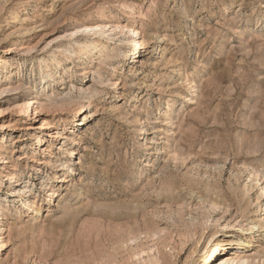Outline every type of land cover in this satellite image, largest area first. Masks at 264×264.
Instances as JSON below:
<instances>
[{
    "label": "rangeland",
    "instance_id": "rangeland-1",
    "mask_svg": "<svg viewBox=\"0 0 264 264\" xmlns=\"http://www.w3.org/2000/svg\"><path fill=\"white\" fill-rule=\"evenodd\" d=\"M1 156L0 264H264V0H0Z\"/></svg>",
    "mask_w": 264,
    "mask_h": 264
},
{
    "label": "bare ground",
    "instance_id": "bare-ground-1",
    "mask_svg": "<svg viewBox=\"0 0 264 264\" xmlns=\"http://www.w3.org/2000/svg\"><path fill=\"white\" fill-rule=\"evenodd\" d=\"M85 22H87V21H84V22H77V23H75V29H72V30H70L69 31V35L70 36H73L74 34H76L77 32H80V31H82V32H84V33H89V32H91L92 31V29H93V27H92V25H90V24H87V23H85ZM91 30V31H90ZM132 44H133V52L134 51H136V48L137 49H144L145 47H146V43H145V41L142 39V36L137 40H134L133 41V39H132ZM100 47V44H99V42L98 41H95V42H89V43H86V44H84L83 45V47H82V49L80 50L81 51V53H80V57H83V58H85L87 61L88 60H90V53L92 52V50H94L93 51V53H91V54H95V52L98 50V48ZM135 53V52H134ZM168 114V113H167ZM165 115V114H164ZM165 116H167V115H165ZM163 120H164V118H163ZM163 120L161 121V122H163ZM70 130H73V128H70ZM146 132V131H145ZM5 136L6 135H4L3 136V139L5 138ZM57 138H59L60 140L59 141H64L65 143H71V144H75V143H77L76 141H74V138L72 137V136H69V135H67V134H63V132H61V131H58L57 132ZM61 155H62V157H63V159L62 160H60L59 161V164L63 167V168H67L68 167V165H67V163H66V160H64V157H65V152H62L61 153ZM7 161V158H4L3 156H1L0 157V162H2V163H5ZM10 177V179L12 180V181H14V183L16 182V175L15 174H11V175H9ZM62 180H65V179H63V176H62V179H61V181ZM42 185H45V187H47V183H42ZM12 186H14V185H12ZM25 188H26V186H25ZM16 190V189H15ZM21 190H19L18 192H20ZM14 192H17V191H14ZM22 192V191H21ZM24 192H26V191H24ZM54 193H55V190L54 189H51L50 190V193H49V197H51V196H53L54 195ZM262 193H264V186H263V189H262ZM19 194V193H18ZM21 194V193H20ZM50 201V200H49ZM27 205H28V207H27V209L29 210L30 209V212L34 209V206H35V204H34V200L33 199H30L28 202H27ZM1 216V215H0ZM2 220V219H1ZM255 226H257V225H255ZM0 247H1V245H0ZM225 247V246H224ZM206 248L207 249H209L208 251H207V253H206V255H205V259L203 260V262H202V264H214L211 260H210V258L212 257V256H214V254L216 253V252H218L219 250H221L222 248H223V242H219V243H217V244H214V243H212L211 241H209V242H207V245H206ZM216 255V254H215ZM210 260V261H209ZM231 262H232V260H231V258H226V259H223L222 261L220 260V263L219 264H231ZM244 263V262H243Z\"/></svg>",
    "mask_w": 264,
    "mask_h": 264
}]
</instances>
